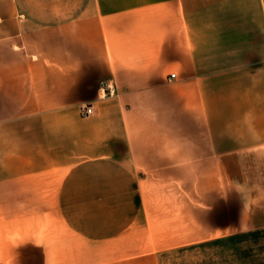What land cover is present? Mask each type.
<instances>
[{
    "label": "crops",
    "instance_id": "crops-1",
    "mask_svg": "<svg viewBox=\"0 0 264 264\" xmlns=\"http://www.w3.org/2000/svg\"><path fill=\"white\" fill-rule=\"evenodd\" d=\"M79 206L103 264L264 230V0H0V208Z\"/></svg>",
    "mask_w": 264,
    "mask_h": 264
},
{
    "label": "rangeland",
    "instance_id": "rangeland-1",
    "mask_svg": "<svg viewBox=\"0 0 264 264\" xmlns=\"http://www.w3.org/2000/svg\"><path fill=\"white\" fill-rule=\"evenodd\" d=\"M10 213L26 221L7 222ZM0 264H103V207L0 208ZM161 264H264V230L174 250Z\"/></svg>",
    "mask_w": 264,
    "mask_h": 264
},
{
    "label": "built area",
    "instance_id": "built-area-1",
    "mask_svg": "<svg viewBox=\"0 0 264 264\" xmlns=\"http://www.w3.org/2000/svg\"><path fill=\"white\" fill-rule=\"evenodd\" d=\"M175 77L174 74L170 75V79ZM99 91L101 98H112L116 95V88L111 81L102 82ZM79 112L83 117H89L93 114V108L90 105L80 106Z\"/></svg>",
    "mask_w": 264,
    "mask_h": 264
}]
</instances>
